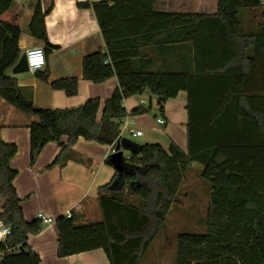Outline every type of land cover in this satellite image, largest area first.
<instances>
[{
    "label": "trees",
    "instance_id": "obj_1",
    "mask_svg": "<svg viewBox=\"0 0 264 264\" xmlns=\"http://www.w3.org/2000/svg\"><path fill=\"white\" fill-rule=\"evenodd\" d=\"M36 1L29 31L43 43L47 57L55 46L47 38L46 12ZM11 5L12 0H0V97L37 117L29 124L31 163L48 142L60 143L53 162L58 164L79 137L114 147L122 138L123 100L129 96L148 90L156 95L161 114L169 98L187 93L186 151L174 142L167 149L136 143L138 149L123 156L121 169H114L112 179L99 188L101 220L55 219L58 257L102 249L109 264H139L165 225L186 168L197 162L210 188L206 228L176 236L175 264H264V19L255 32L245 33L240 17L241 9L264 7V0H216L204 11L188 12L158 10L154 0L80 3L92 7L105 43L104 50L83 57L82 77L94 83L112 76L118 81L99 121L97 98L76 107L43 109L22 95L17 80L8 75L20 55L21 16L10 11ZM148 48L176 59L156 65ZM185 62L190 64L185 67ZM51 85L74 95L78 80L62 78ZM149 109L141 105L130 114ZM16 152L15 143L0 138V221L10 227L0 250H16L3 254L0 264H40L27 239L42 224L23 217L13 185ZM105 161L113 167L111 154Z\"/></svg>",
    "mask_w": 264,
    "mask_h": 264
},
{
    "label": "crops",
    "instance_id": "obj_2",
    "mask_svg": "<svg viewBox=\"0 0 264 264\" xmlns=\"http://www.w3.org/2000/svg\"><path fill=\"white\" fill-rule=\"evenodd\" d=\"M97 1L100 0H39L42 10L46 12L44 22L47 38L55 48L47 54L46 63L39 70L32 71L27 68L22 72H14L19 71V68L15 67L8 70L10 76L15 73L14 78L22 95L31 100L34 107L64 109L97 98L100 104L97 120H101L104 102L118 86V81L115 76L100 83L82 77L83 57L105 49L104 39L92 7L79 5ZM107 1L111 3L113 0ZM36 2V0H12L10 11L21 16L18 61L29 47L43 46V43L32 37L29 31L32 7ZM215 2L216 0H154V6L164 11H204L209 4ZM147 52L149 56L157 59L156 65L176 59L172 53L173 56L158 54L153 48H148ZM174 53L176 54V51ZM171 64L172 67H177L174 61ZM189 64L190 62H185V67ZM45 73L47 79L43 80L42 76ZM73 77L78 80L77 92L74 95H67L64 90L51 85L56 80ZM135 96H137L136 101L129 102L127 98L123 100L127 114L120 119L121 137H124L123 129L129 133L130 130H139L141 123H148L143 116L130 114L134 108L143 105L152 109L155 103L154 110L158 111L156 95L145 90ZM186 103L187 93L179 91L175 97L165 102L163 113L154 115L156 123L157 118L164 120L162 124L157 123L165 126L164 133L160 135L165 137L166 144L157 142L163 148L174 142L186 151L187 137L182 131L177 134L176 130L178 119L187 123ZM36 120L35 115L19 111L0 97V138L6 143L17 145L11 166L17 171L13 185L21 199L23 217L26 221H32L37 218V213L41 212L51 219L48 223L41 222L42 227L39 232L28 235L27 245L38 254L40 264H109L102 249L58 257V231L55 219L60 215H73L77 223L101 220L97 197L99 188L108 183L114 174V168L105 161L113 152V146L79 137L63 154L62 162L58 164L53 162L61 152L60 143L48 142L42 147L36 160L31 163L29 124ZM157 131L159 134V127ZM143 135L142 131L139 137ZM61 143H67L66 136L61 138ZM128 155L129 152H124V156ZM174 204H183L179 198V191L172 206ZM2 241L0 239V242Z\"/></svg>",
    "mask_w": 264,
    "mask_h": 264
},
{
    "label": "rangeland",
    "instance_id": "obj_3",
    "mask_svg": "<svg viewBox=\"0 0 264 264\" xmlns=\"http://www.w3.org/2000/svg\"><path fill=\"white\" fill-rule=\"evenodd\" d=\"M263 9L264 7L240 10L243 32H255L257 23L264 19L262 16ZM14 74H11V76L16 77ZM127 100L129 102L136 101L137 96H129ZM154 104L152 109L150 108L148 111L138 114L143 116L145 121H148L147 124L141 123L139 125L144 135L138 138L133 137L126 129H123L122 134L124 137L130 138L139 145L148 142L166 144L165 137L160 135V133H164L165 126L158 125L154 120L155 114L160 115L158 111L154 110ZM179 120L176 122L177 134L182 131L187 137L185 120ZM158 127L160 128L159 134L157 131ZM164 149L167 148L164 147ZM202 169V165L197 162H192L186 168L184 179L179 189V198L183 204H174L172 206L167 215L165 225L154 234L139 264H175L176 236L179 233H202L205 231L210 188L208 182L202 178ZM126 196L128 201L137 202L136 197Z\"/></svg>",
    "mask_w": 264,
    "mask_h": 264
},
{
    "label": "built area",
    "instance_id": "obj_4",
    "mask_svg": "<svg viewBox=\"0 0 264 264\" xmlns=\"http://www.w3.org/2000/svg\"><path fill=\"white\" fill-rule=\"evenodd\" d=\"M25 57H26L27 67H28V69H30L32 71H36V70L41 69L46 63V57H45L44 49L42 46L29 47L25 51ZM157 123L162 124V123H164V120L162 118H157ZM129 133L133 137H139L142 135V131L140 129L139 130H130ZM126 157H128V156H126ZM36 216H37V219H39L42 223H48L51 221V219L49 217H47L46 215H44L41 212L37 213ZM9 234H10V227L5 223L0 222V239H2L4 241L5 238ZM15 251H16L15 249H10V248H6L3 251L0 250V257L5 253L15 252Z\"/></svg>",
    "mask_w": 264,
    "mask_h": 264
},
{
    "label": "water",
    "instance_id": "obj_5",
    "mask_svg": "<svg viewBox=\"0 0 264 264\" xmlns=\"http://www.w3.org/2000/svg\"><path fill=\"white\" fill-rule=\"evenodd\" d=\"M15 68H19V71L14 72H22L26 70V57L25 53L21 55L20 60L16 64ZM138 149V145L131 139L122 137L119 139L113 147V152L111 153V163L113 164L114 169H121V160L124 156V152L132 153Z\"/></svg>",
    "mask_w": 264,
    "mask_h": 264
}]
</instances>
